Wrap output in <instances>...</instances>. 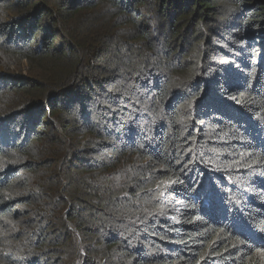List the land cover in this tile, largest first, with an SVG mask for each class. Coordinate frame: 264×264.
Wrapping results in <instances>:
<instances>
[{"label": "trees", "instance_id": "1", "mask_svg": "<svg viewBox=\"0 0 264 264\" xmlns=\"http://www.w3.org/2000/svg\"><path fill=\"white\" fill-rule=\"evenodd\" d=\"M6 8L0 264H264V0Z\"/></svg>", "mask_w": 264, "mask_h": 264}, {"label": "rangeland", "instance_id": "2", "mask_svg": "<svg viewBox=\"0 0 264 264\" xmlns=\"http://www.w3.org/2000/svg\"><path fill=\"white\" fill-rule=\"evenodd\" d=\"M16 2L18 0H15ZM57 1V0H56ZM62 1V0H61ZM3 10H0V13H2ZM5 11L7 12V15L3 16L2 14H0V24L3 23L4 21L8 19H15L16 13L12 12V11H16V9L14 8V10L10 9H5ZM31 68V66L29 65V63L27 61H21V62H17L16 66L14 68H11L10 71L16 76V77H30L29 74V69ZM33 71V70H32Z\"/></svg>", "mask_w": 264, "mask_h": 264}]
</instances>
